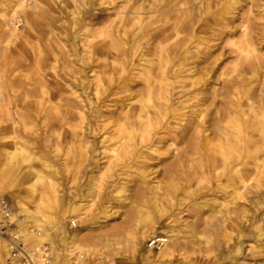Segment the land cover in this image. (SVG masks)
I'll return each instance as SVG.
<instances>
[{"label": "bare ground", "instance_id": "6f19581e", "mask_svg": "<svg viewBox=\"0 0 264 264\" xmlns=\"http://www.w3.org/2000/svg\"><path fill=\"white\" fill-rule=\"evenodd\" d=\"M68 1L73 4L72 17L68 22H63L62 27L65 33L64 39L70 47L65 52L66 58L72 56L73 59L66 60L67 66H64V69L71 73L72 81L67 86L68 90L58 94L60 102L50 106V118L60 127L65 126L74 133L75 130H81L84 125L89 124L91 118L94 120L98 118L99 121L102 117V112H100L102 106H99L97 102L99 95L104 92L105 86L101 84L98 74L91 76L87 83L95 82L93 93L95 101L91 104L89 102L88 111H85L86 105L83 104L85 100L82 99V96L84 81L88 77L82 65L92 66L94 61H98L97 57H103V61H105L107 56L112 54L114 56L111 55V66H119L123 70L122 63L116 60L115 53L122 51L123 37L121 36L128 34V31L124 29L126 25L128 30L136 26L138 34H135L134 37L149 36L150 43L154 45L155 59L145 60V64L148 66L140 74L142 81L140 90L131 91L129 94V100H134L139 105L138 109L132 104H127L129 106L126 105L127 107L121 108L119 112L123 114V117H117L115 120L117 132L123 136V139L120 138V140H124V142H128L134 134L139 133L147 141L152 137L151 142L153 143L155 141L170 142L168 148L165 149L166 152L174 146L170 161L165 169L166 173H170L171 180L164 187H161L160 182H153L154 184L147 190L138 191L136 196L142 202L144 210L139 211L141 216L137 224L138 233L132 234L130 240L134 248L139 245L137 251L139 258L148 261L154 257L170 258L173 256L179 235L188 229L186 225L179 228L171 225L170 222H164L161 219L165 214L164 207H160L161 202L167 200L168 197H173L178 187L185 188L183 194L191 196L187 190L192 179L199 178L201 180L199 183H201L207 180L206 176L211 172H215L218 185H215L213 189H205V187V192L197 194H195L197 190L193 191L192 195L195 196L192 199L190 211L198 216L203 215L205 208H209L211 204L208 203V200L203 202H198V200L210 195L208 192H211L212 196L219 193L222 196V201L217 203L219 210L215 212V215L220 218L221 225L225 226L226 217L230 218L232 215L238 218L240 224H245L248 218L249 210L246 208L248 204L255 209L249 216L252 223L248 229V238L256 243L249 246V249L258 254H264V243L260 239L263 234L259 233L260 226L255 224L260 220L264 221V213L259 212L264 199V72L261 75L258 68H255L254 63L260 57L257 55V49L252 41L249 24L243 20L239 26L238 40L230 41L228 44L235 49L234 52L237 54L236 63L232 68L247 64L250 67V73L242 74V72L230 80H223L220 92L219 88L211 87L212 82L208 76L215 62L211 63L210 70L206 67L197 68V65L202 61L196 56L197 63L192 62L186 81L189 88L192 89V99L196 100L194 107L197 108L186 115L179 112L180 110L173 109L171 105V90L174 84L178 83L171 79L179 78L185 70L180 68L171 74L169 69L172 70L173 65H169V63L173 50L178 47V36L183 32V27L191 23L187 19L191 10H196L197 15L203 16L207 14L211 0H154L150 4L147 3L148 0H119L122 5L114 13L113 18L111 16L100 18L94 13L87 14V10H93V0ZM98 1L102 6L105 3H114L116 0ZM253 1L255 0H222L220 6L222 13L221 16H218L217 22L226 27L229 22L226 15L233 13L243 4L252 5ZM11 2L14 3L11 11L8 12L10 14H7L5 11ZM28 2L29 0H3L5 5L0 6V43H4V49L14 45L17 40L18 46L21 48L23 44L28 43V37L32 35L31 33L27 34L26 30L31 29L30 24L38 31V41L42 43H46L42 40V31L53 34V17L50 14V8L47 7V10L38 9L35 0L31 4ZM0 4H2V0ZM172 11L178 14L170 17L169 13ZM18 13L21 14L18 15ZM144 13H159V15L144 21L145 18L141 16ZM127 14L133 16L130 17ZM115 19L118 21L117 25L114 23ZM20 25L24 29L22 34L18 33ZM92 25L97 27L90 28ZM81 31L82 33L79 34ZM73 34L79 41L78 45L82 48L81 55L77 53L76 44L70 42L73 39ZM231 34L232 32H230ZM172 40L174 41L173 48H168L165 43ZM33 49L34 52L37 50L34 62L39 64H44L47 62L46 58L53 55L52 51L47 52L48 55H46L47 53L44 55L43 49L50 51L47 45L42 49L35 47ZM70 50L73 53L67 55ZM54 60H56L55 56ZM76 65L78 68L75 67ZM83 74L84 76H82ZM39 81L41 83L39 91L41 100L48 101L55 95L45 88L47 83L44 78L41 77ZM123 82L128 85L129 79ZM179 83L182 88V82ZM13 84L15 83L10 79L7 63L2 58L0 59V119L7 117L8 121L10 120V123L13 124L9 126V130L15 132V124L20 126L23 125L24 120L33 119L31 112L33 103L23 101L25 103L20 104L19 101L24 99L25 93L17 95L13 90ZM17 106H20L24 112H15L14 109ZM167 115L178 120L166 123ZM15 116L18 118L16 123ZM157 130H161L162 136H158ZM122 142L121 145H123ZM178 145L181 146L178 148ZM123 146L122 152L123 158H125L131 155L134 147ZM109 152L110 158L116 161L119 157L118 151L112 149ZM146 153L147 157L163 155L158 147L152 148L151 146L147 147ZM35 155L36 153H33L31 148H15L3 154L4 165L0 171V199L5 197L6 192L11 193L14 202L9 201L14 208L11 215L8 216L10 222L18 219L13 234L15 233V238L18 237L19 243H26L30 246L26 247L24 244L23 251L30 256L33 264H46L48 260H52L51 255L55 257L56 264H64L63 261H66L65 264H71L70 258L65 257L72 255L76 260H79L86 250L74 243L82 235V230L75 229L76 220L69 217L77 218V220L84 219L86 205H70L65 209L64 217L60 220L56 213V206L59 201L61 179L57 176L55 166L47 159L39 161L36 165ZM123 158L120 159L124 160ZM110 168L111 162L105 166V171L109 172ZM15 172H27L29 175L28 177L18 176V173ZM197 173L199 176L196 175ZM104 174L103 172L98 178L100 183L103 181ZM97 188V192L101 193L99 185ZM89 191L92 192L89 193L91 197L96 195L92 187L89 188ZM123 192L124 190L120 189L116 195ZM186 198L189 197H184L183 200L186 201ZM210 200L212 204L216 201ZM89 202L91 207L94 198ZM113 202L121 204L122 201L116 197ZM149 209L159 213L160 219L150 215ZM134 213L135 211L131 208V216ZM259 213L260 215L257 216ZM105 214L107 215V211ZM207 224L212 227L209 223ZM56 225H59L64 231L61 236L58 235L59 242L53 243L55 237L52 233L56 231ZM253 227L257 231L255 234L252 232ZM222 229L227 231L224 227ZM226 236L231 237L230 232H226ZM145 240H147V245H144ZM154 240L162 243L156 250L157 252L148 247V243ZM66 242L68 245H72L68 248L70 250L62 253L59 246ZM45 244L49 245L51 253H45ZM241 251L242 247L239 246L236 253L240 252L242 256L237 264H249L246 262V255ZM92 254L90 252L89 255ZM236 255L235 258L238 259L239 257ZM12 257L9 246L1 242L0 264H7L8 261H11L9 262L11 264L19 262L18 260L13 261Z\"/></svg>", "mask_w": 264, "mask_h": 264}, {"label": "rangeland", "instance_id": "374dc122", "mask_svg": "<svg viewBox=\"0 0 264 264\" xmlns=\"http://www.w3.org/2000/svg\"><path fill=\"white\" fill-rule=\"evenodd\" d=\"M32 1L29 0L28 3L31 4ZM57 1L59 2V0ZM153 1L148 0L147 3L150 4ZM35 2L38 9L47 10L49 7L53 17V34L46 31L41 32L43 34L42 40L46 43L38 41V31L31 24V29L26 30V33H31L33 37H28V43L23 44L22 48L18 46V40L7 49L3 48L4 43H0V59L4 58L7 63L8 74L15 83L13 90L17 95L25 93L24 99L20 100L19 103L23 104L26 101L33 103L31 110L33 119L24 120L23 125L20 126L15 124V132L9 130L12 123L10 120L8 121L7 117L0 119V171L4 165L3 154L5 152L15 148H31V151L36 153V165L39 161L47 159L55 166L57 176L61 179L59 201L56 206L58 218L61 220L64 217L65 209L70 205H86L84 219L77 220V218L69 217L76 220L75 229L82 230V235L74 243L86 251L82 253L79 260H76L72 255L65 258H70L71 264H237L242 255L240 252L236 253V250L241 246V252L246 255L247 263L264 264V254H258L249 249V246L256 244L248 238V229L252 223L249 216L255 211L254 208L246 203V208L249 211L245 224H240L238 218L232 215L230 218L229 216L226 217L225 226H223L219 221L220 218L215 215V212L219 210L217 203L222 201V196L219 193L212 196L211 192H208L210 195L198 200V202L208 200V203L211 204L209 208H205L203 215L198 216V214L190 211L192 208L190 205L195 196L192 195L193 191L197 190L195 193L197 194L205 192V189H213L215 185H218L215 172L208 174L207 180L201 183H199L201 181L199 178L194 179L192 177L187 190L191 196L183 194L185 188L178 187L173 197H168L167 200L161 202L160 207H164L165 213L161 219L179 228L186 225L188 229L179 235L173 256L170 258L154 257L148 261L139 258L137 253L139 245L134 248L130 240L132 234L138 233L137 224L141 216L139 211L143 209L142 202L136 196L138 191L147 190L154 184L153 182H160L161 187H164L171 180L170 173H166L165 169L170 161L174 146L166 152L165 149L168 148L170 142L155 141L153 143L151 142L152 137L147 141L139 133L134 134L128 142H124V140H120V138L123 139V136L117 132L115 120L117 117H123V114L119 112L121 108L129 106L127 104H132L138 109L139 105L134 100H129V94L131 91L140 90L142 84L140 74L148 66L145 64V60L155 59L154 45L150 43L149 36L134 37L135 34H138L136 26L128 30L126 25L124 29L128 31V34L121 36L123 37L122 51L115 53L117 55L116 60L122 63L123 70L119 66H111L110 62L114 56L112 54V56L108 55L105 61H103V57H97L99 58L98 61H94L92 66L82 65L88 77L84 81V94L82 96V99L85 100L83 102L86 105L85 111H88L89 102L91 104L95 101L93 95L95 82L87 83L91 76L98 74L101 84L105 86L104 92L99 95L97 102L99 106H102L100 109L102 117L100 115L99 121L98 118L95 120L91 118L89 124L72 133L65 126L60 127L52 121L50 106L60 102L58 101L59 95L68 90L67 86L72 81L71 73L64 69V66H67L66 60H72L73 57L66 58L65 52L70 47L64 39L65 33L62 26L63 22H68L72 17L73 4L68 0H60L59 5L55 0H35ZM13 3L6 5L8 7L5 11L7 14H10L8 12L11 11ZM221 3L222 0H211L209 10L203 16L197 15L196 10H191L187 17L191 23L183 27V32L177 38L178 47L172 52L169 65L171 64L173 67L172 70L169 69V72L172 74L180 68L185 71L181 73L179 78L171 79V81L178 82L174 84L171 90V105L173 109L180 110L179 112L186 115L197 108L194 107L196 100L192 99V89L189 88L186 81L190 72L188 69L192 67L193 61L196 62V56L202 61L197 65V68H209L211 63L215 62L211 70L209 68L208 75L212 82L211 87L215 89H220L225 79L230 80L242 72V74L250 73V67L247 64L232 68L233 64L236 63L237 54L234 52L235 49L228 44L230 41L238 40L239 26L243 20L249 24L252 41L257 49V55L260 57L254 63L255 68H258L261 75L264 72V0H255L252 5L243 4L233 13L226 15L227 21H229L226 27L217 22L218 16H221L222 13ZM3 4L2 0L0 6L3 7ZM120 5L122 3L119 0L114 3H105L102 6L99 5L98 0H93V10H87V14L94 13L100 18L106 16L113 18ZM20 14L18 13V15ZM177 14L172 11L169 16L174 17ZM158 15L159 13H144L141 16L146 21ZM127 16L132 17L133 15L127 14ZM114 23L118 24L117 19ZM96 27V25L90 26V28ZM23 32V26L20 25L18 33L22 34ZM230 32H232L231 35ZM81 33L82 31L79 32V34ZM72 38L70 42L76 44L78 51L76 52L81 55L82 48L78 45L79 41L75 39L74 34ZM173 42L172 40L165 44L168 48H173ZM46 45L50 51L43 49L44 55L51 51L53 55H49L44 64L34 62L37 50L34 52L33 48L42 49ZM72 50L67 55L73 53ZM54 56L56 60H54ZM75 67L78 68V65ZM41 77L47 83L45 88L55 95L48 101L41 100L40 97L41 83L39 79ZM128 79L127 85L123 81ZM179 82H182V88H180ZM219 91L221 92L222 89ZM14 110L18 113L24 112L20 106ZM165 120L166 123H170L176 122L178 119L167 115ZM14 121L15 123L18 122L17 116H15ZM157 131L158 136H162L161 130ZM121 142L125 146L134 147L131 155L125 158H123L122 147L124 148V146L121 145ZM148 146L158 147L163 155L159 156L160 158L156 156L147 157ZM179 146L181 145H178V148ZM112 149L119 153L116 161L110 158L109 151ZM109 161L111 162V170L106 172L105 166L110 163ZM103 172L105 173L104 178L100 183L98 178ZM28 175L27 172L18 173V176L28 177ZM196 175L199 176L198 173ZM98 185L101 193L97 192ZM90 187L96 193L94 197L89 195L92 193L89 191ZM120 189H123L124 192L116 195ZM4 196L12 203L14 202L10 192H6ZM183 196L189 198L184 201ZM116 197L122 201L121 204L113 202ZM92 198H94V202L90 207L89 200ZM210 199L216 200L215 203L212 204ZM261 204L259 212L264 213V199ZM131 208L135 211L132 216L130 214ZM105 211H107V215ZM114 212L116 213L114 214ZM112 213L113 215H110ZM149 214L160 219V214L155 213L152 209H149ZM259 215L260 213L257 216ZM207 223L212 227L208 226ZM255 224L260 226L259 233L263 234L260 239L264 243V221L260 220ZM56 227V231L52 233L55 237L54 241L51 240L53 243L59 242L58 238L64 231L59 225ZM222 227L226 228L227 231H223ZM252 229L254 234L257 233L254 227ZM226 232H230L231 237L228 238ZM147 240L144 241V245H147ZM1 242L5 243L4 241ZM24 244L27 247L28 244L26 245V243H22L21 247H24ZM71 245L66 242L65 244L62 243L59 248L62 253H65L70 250L68 248ZM44 249L46 254L51 253L48 244L44 245ZM153 250L156 251L157 249ZM90 252L93 254L89 255ZM235 255L239 258L236 259ZM51 258L52 260H49L48 264H56L55 257L51 255ZM9 262L11 261H8L7 264H11ZM62 263L65 264L66 261ZM15 264H19V262Z\"/></svg>", "mask_w": 264, "mask_h": 264}, {"label": "built area", "instance_id": "2783aa9c", "mask_svg": "<svg viewBox=\"0 0 264 264\" xmlns=\"http://www.w3.org/2000/svg\"><path fill=\"white\" fill-rule=\"evenodd\" d=\"M13 204L5 197L0 199V241H4L11 252L13 261L18 260L20 264H33L30 256L24 251L21 243L17 241L18 237L15 238L16 222L18 219L11 220L9 216L13 212ZM9 215V216H8ZM162 243H158L157 240L150 241L148 247L151 249H158ZM49 263V260L46 264Z\"/></svg>", "mask_w": 264, "mask_h": 264}]
</instances>
